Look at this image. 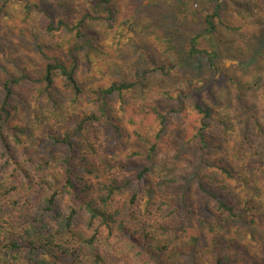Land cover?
<instances>
[{"label": "rangeland", "instance_id": "rangeland-1", "mask_svg": "<svg viewBox=\"0 0 264 264\" xmlns=\"http://www.w3.org/2000/svg\"><path fill=\"white\" fill-rule=\"evenodd\" d=\"M26 1L31 6L28 14L19 4L0 0V103L3 81L22 72L40 77L45 55L67 65L75 61L82 93L73 98L59 77L50 89L31 81L15 87L8 124L18 140L11 138L9 128L5 129L6 143L0 133V177L13 175V185L20 183L24 189L26 174L38 176L42 166L48 176H59L65 161L79 174L82 141L76 126L94 114L99 121H86L84 128L96 145V156L108 160L109 173L121 180L133 178L119 195L124 211L144 210L145 188L161 194L157 169L138 183L134 181L146 165L152 144L155 166H161L162 175L173 180L170 192L177 212L169 224L178 238L159 237L161 256L172 258L173 264H213L216 256L227 253L230 264H264V223L246 226L248 217L244 216L213 231L200 224V220L225 217L197 187V180L209 182L211 178L205 177L208 171L199 165L201 150L195 134L200 114L192 107L198 100L209 105L214 115L229 119L228 129L211 137L223 150L214 149L208 161L221 158L243 171L257 167L264 146L260 133L264 129V11L254 7V0H223L215 19L217 29L207 34L202 15L180 11L189 0H114L111 13L102 6L96 13L88 4L91 0ZM83 9L90 16L80 25L93 35L92 40L64 30L46 32L51 21H77ZM195 35L198 48L215 53L212 62L203 53L188 58V41ZM68 49H73V58ZM112 83L133 86L119 94H99ZM101 104L106 105L117 130L102 114ZM157 112L169 113L162 133ZM6 144L15 149L10 158ZM239 147L242 151L238 153ZM260 185L264 188V181ZM133 193L139 197L135 205L129 202ZM10 196L17 198L15 192ZM219 196L225 198L226 193L219 192ZM79 201L66 188L56 205L66 212L77 208L83 218ZM184 201L188 213L181 208ZM262 214L264 218V208ZM191 237L197 241L189 246Z\"/></svg>", "mask_w": 264, "mask_h": 264}, {"label": "trees", "instance_id": "trees-1", "mask_svg": "<svg viewBox=\"0 0 264 264\" xmlns=\"http://www.w3.org/2000/svg\"><path fill=\"white\" fill-rule=\"evenodd\" d=\"M8 1L19 4L25 14L29 13L31 6L26 0H5V3ZM113 1L91 0L88 4L93 5L96 13L100 6L111 13L110 5ZM246 1L251 2V0ZM85 2L87 3L86 0ZM222 2L223 0H189L182 3L180 11L183 13L186 11L193 16L202 15L205 33L211 34L217 29L215 19L220 16ZM252 3L254 7L259 6L258 10L264 11V0H254ZM89 14L83 9L80 11V18L75 22L61 19L51 21L46 26V32L52 34L64 30L74 33L78 38L92 40L93 35L84 31L80 25L90 16ZM197 42V35L189 39L188 58L195 59L198 54L203 53L212 62L215 53L201 50ZM68 55L73 58V49H68ZM44 57L46 64L40 77L35 78L28 72H22L18 77H10L2 83L0 133L4 143L7 142L4 137L7 128L10 129L11 138L18 140L8 121L13 108L12 97L16 95L15 87L22 81L39 83L44 89H50L54 88L55 79L59 77L62 79L63 88L73 98L79 97L82 93L76 78L75 61L72 65H67L58 58L47 55ZM132 86L130 83H112L106 88H101L99 94L104 96L119 94ZM49 96L55 103L52 96ZM192 107L200 114L199 126L195 134L201 150L199 165L208 171L205 177L211 178L209 182L197 180V187L212 200L215 211L225 217V220L218 216L209 221L200 220V224L213 231L215 228H222L224 224L229 225L230 220H238L244 216L248 217L246 226L264 223L263 216H260L263 215L264 208L262 205L264 188L260 185L261 181H264L262 167L264 146L259 154L257 167H251L246 171L232 168L221 158L208 161L207 155L214 149L223 150V147L215 143L211 137L215 132L226 131L229 127V119L218 114L214 115L209 105H203L198 100H194ZM100 110L106 116L107 122L117 130L118 127L113 125L105 104L100 105ZM168 114L156 113L160 122L159 133H162L168 124L166 117ZM86 121H99V117L90 114L80 120L76 126V132L82 141L77 162L80 168L79 174L73 173L68 161L64 162L63 172L59 176L51 173L48 176L45 169L39 166L40 174L33 178L26 174L23 183L27 186L23 189L20 183H17L20 188L18 190L15 189L17 186L13 185V175L9 179L0 177V264H173L172 258L160 255L163 247L158 246L161 236L170 234L173 240L178 238L169 224L177 212L170 192L173 180L165 174L162 175L164 170L161 166H155L153 161L155 144L148 148L146 165L137 172L134 181L138 183L148 172L157 169L161 173L157 181L161 194H155L150 187L149 190L145 188L142 190V195L146 198L144 210L141 211L139 207L137 210L124 211L119 204V195L133 178L121 180L109 173L110 163L106 158L96 156V145L85 134ZM260 133L264 138L263 128H260ZM4 147L7 157L10 158L15 149L8 144ZM241 148L237 149L238 153L242 151ZM213 175L218 179L212 177ZM66 188L73 191L80 200L79 206L83 211V218L79 217L77 208H71L67 212L58 209L57 199ZM12 192H15L17 198L13 196L8 198ZM219 192L226 193V197L219 196ZM138 199V193H133L129 202L135 205ZM185 204L184 201L181 208L188 213ZM196 241V237H191L189 246L194 245ZM230 263L227 253L216 256L213 262V264Z\"/></svg>", "mask_w": 264, "mask_h": 264}]
</instances>
